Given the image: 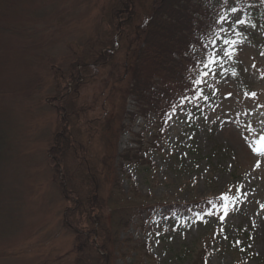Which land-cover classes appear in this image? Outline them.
Returning a JSON list of instances; mask_svg holds the SVG:
<instances>
[{
	"label": "rangeland",
	"instance_id": "1",
	"mask_svg": "<svg viewBox=\"0 0 264 264\" xmlns=\"http://www.w3.org/2000/svg\"><path fill=\"white\" fill-rule=\"evenodd\" d=\"M16 1L43 8L29 20L37 27L33 36L0 35V264H74L69 255L74 235L61 224L69 203L53 183L46 156L58 119L57 101L47 96L54 93L53 70L64 69L74 49L83 50L89 38L115 26L102 21L110 0ZM155 1L141 0L139 17L122 22L127 37L124 47H117L118 66L97 67L78 98L89 107L91 124L109 120L114 130L106 148L97 129L83 145L98 165L109 153L112 175L102 177V195H112L118 183L139 209L118 233L122 244L114 264H264V24L235 22L243 21L237 7L242 0H209L225 31L208 40L198 37L202 18L192 23L178 46V53L192 61L184 63L187 74L186 67L176 75L171 70L179 59L174 54L155 79L163 100L139 113L128 89L132 72L144 65L134 53L155 30L146 11L157 7ZM42 10L49 11L44 18ZM68 10L73 14L58 25ZM17 11L20 6L11 14ZM23 13L11 15V21L25 19ZM194 39L200 46L185 52ZM25 40L34 46L29 49ZM233 47L231 56L217 52ZM213 59L219 62L213 65ZM180 74L187 76L184 83L198 77L199 97L176 105ZM70 85L68 79L61 88ZM156 104L162 108L152 112ZM75 166L69 161L71 171ZM240 186L244 195L228 205L221 220L227 203L221 197L236 195ZM207 199L222 204L209 212L200 207ZM175 205L183 208L171 209Z\"/></svg>",
	"mask_w": 264,
	"mask_h": 264
},
{
	"label": "trees",
	"instance_id": "2",
	"mask_svg": "<svg viewBox=\"0 0 264 264\" xmlns=\"http://www.w3.org/2000/svg\"><path fill=\"white\" fill-rule=\"evenodd\" d=\"M140 1L110 0L102 21L107 23L110 28L115 25L113 29L104 31L95 38H89L85 46L83 45V50L74 49L71 52L64 69L59 67L57 70H53L54 78L51 88L54 93L50 92L47 98H49V102H51L50 99L57 101L58 119L51 138H49L46 156L53 174V183L63 199L69 203L63 210L61 224L64 229L74 235L73 247L69 252V255H74V264H114L115 254L120 250L122 244L118 239V233L125 224V226L128 225L131 215L139 210L133 201L125 198L118 183H114L112 195L106 198L102 195V180H104L102 177L112 175L107 161L110 159L109 153L105 152L102 164L98 165V162L86 150H83V145L85 141H91L93 137L91 132L93 129H97L99 138L106 148L111 145L109 134L112 132L111 138H113L114 130L109 120L104 123L91 124L92 121L87 116L89 107L79 104L78 98L80 87L93 78L97 67L118 66L117 55L120 50L117 47L119 44L124 47L127 37V33L122 31L123 24H125L122 22H127L128 19L134 21L139 17L136 6ZM208 2L209 0H159L158 2L156 0L157 7L154 6L156 8L152 11L146 10L148 12L147 20L156 22V26L151 34L148 33L144 37L143 45L134 53V60L144 62V65L132 72V82L128 89V95L133 97L139 113H144L146 107L151 103L163 100L154 87L155 79L158 78L163 66L173 59L174 54H178L179 59L175 60L178 63L171 70H174L176 75L178 68L186 67L184 74H187L188 70L185 64L189 60L184 58L183 53H178V46L185 31L192 23L202 18L203 21H199L198 37L210 38L208 40H211L213 35L215 38L218 33L225 31L222 19L213 12L214 9L208 7ZM0 3V35L7 32L17 38L20 35L24 36L25 33H28L29 37L33 36L37 27L31 26L30 21L35 19L43 5L23 7L25 3L20 5V2L16 0H8L4 5L0 0ZM18 6L22 11H25L22 17L26 18L22 19L20 16L17 20V17H14L11 21V15L17 16L22 13V11H17L11 14L12 8L15 9ZM237 7L243 12V21L246 24H264V0H255V3L242 0ZM203 12L206 13L205 17L202 15ZM47 13L49 11L42 10L40 15L42 14V18H44ZM72 14V11L68 10L62 17H58V25L63 23V18ZM117 34L119 35L117 36ZM195 44L200 46V41L198 39L190 41L184 51H190V47ZM25 45L29 49L34 46L31 40H25ZM128 56H131V53H128ZM189 63L191 64L192 61L190 60ZM123 64H127L128 67L129 57L124 59ZM182 76L181 87L178 89L174 103L176 105L198 96L197 85L189 80L184 83L187 76L180 74V78ZM68 79L71 88L67 86L61 88V85ZM156 105L152 112L162 108L159 107V104ZM2 143L3 136L0 133V147ZM80 150L83 151L79 152ZM71 160L76 162L72 171L68 167ZM221 204L222 202L217 200L207 199L200 207H205L204 210L213 212ZM210 205L212 206L210 207ZM171 207L169 208L174 210L183 208L179 205ZM106 214L113 219L112 230L108 225V215ZM38 264H49V262L44 260Z\"/></svg>",
	"mask_w": 264,
	"mask_h": 264
},
{
	"label": "snow or ice",
	"instance_id": "3",
	"mask_svg": "<svg viewBox=\"0 0 264 264\" xmlns=\"http://www.w3.org/2000/svg\"><path fill=\"white\" fill-rule=\"evenodd\" d=\"M234 11H239V10H238V9H234ZM235 22H238V23H245L244 21H241V20L239 19V17H237V19H236ZM228 43H232V42H228ZM221 51H223V54H224L225 56H231V55H233V53H234L236 50H235V47H233L232 52H229V51H227V50L217 49V52H218V53L221 52ZM218 62H219L218 60L213 59L210 63L213 64V65H215V64H217ZM253 67H255V65H253ZM207 75H208V73H205V76H207ZM201 95H203V92H201ZM229 95H230V94H229ZM255 95H256L255 93H251V96H252L253 98L255 97ZM243 195H244V188H243V186H240V187H238V188L236 189V195H234V196H229L227 193H225V194L221 197V199H223V200H225V201L227 202V203L225 204V206H224V215L220 217L221 220H223L224 217L227 216V214H228V205L238 203L239 200H240V197L243 196Z\"/></svg>",
	"mask_w": 264,
	"mask_h": 264
}]
</instances>
